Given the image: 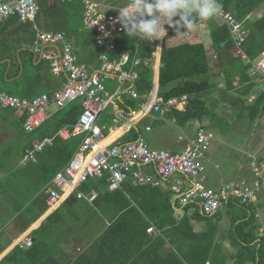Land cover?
<instances>
[{
	"label": "crops",
	"instance_id": "obj_1",
	"mask_svg": "<svg viewBox=\"0 0 264 264\" xmlns=\"http://www.w3.org/2000/svg\"><path fill=\"white\" fill-rule=\"evenodd\" d=\"M127 2L128 0H105L104 6L108 12L113 13ZM38 5L36 20L39 27L42 30L62 31L72 42L73 54L77 63L85 66L89 71L104 76L105 85L107 81L111 82L113 90L109 91L106 87L108 92H113L120 85L117 77L113 76L118 71L114 72L116 70L113 69L112 64L126 52H132L138 58L139 62L134 66L137 71L139 66L143 65L142 60L152 59L154 62L152 67L153 86L150 89L153 87L158 89V69L163 42L158 45L155 43L153 50L156 51V55L154 57L141 58L137 56V48L145 41L139 39L133 41L122 31L117 33L116 46L113 51L108 53V62H104L100 59L102 48L95 43L94 33L82 26L84 10L80 0L64 3L59 0H38ZM182 42H202L205 45L209 56L210 70L208 74L213 85L205 99L212 110L211 115L202 119H190L179 123L172 115L173 110L170 116L175 119V122L170 123L165 117L162 118L157 113L149 112L131 128L138 125L139 134L144 137L151 148L180 152L188 140L195 135L197 127L204 124L211 135L209 146L202 158L205 166L204 185L213 189H219L225 184L249 185L253 180L249 168L250 154H254L259 159H264V110L259 111L254 118H251L249 111L242 109L240 100L251 103L260 92L264 91V80L259 74L253 73L249 67L247 75L251 82H254V91L247 95L237 94L233 90L223 92L225 81L220 70V62L227 64V66L228 63L225 60L219 61L210 41L206 21H200L187 32L165 40L169 46ZM233 47L232 42L233 55L246 62L245 59L236 55ZM36 48L39 50L36 51ZM47 48V45H39L35 41V32L29 23H23L15 16L5 19L0 24V77L7 84L0 85V91L7 92L10 90V94L29 99L42 93H51L61 87L66 81V74L62 73L59 76L52 74L48 60L43 56V51H46ZM54 48L58 49L59 45L56 44ZM117 51H119L118 58H115ZM127 64L128 62L123 66L125 71L130 68L132 61L129 67H126ZM237 79L234 80L233 84H237ZM131 86L129 80H126L121 86V91L116 99L121 110L136 109L139 103L147 102V92L138 93L134 86L133 88L139 96L137 98L130 97L125 89ZM236 94L240 98L237 104L233 103L230 97ZM73 102L63 108L69 107ZM53 106L51 104L47 109L48 118L43 123L44 126L56 117L59 109ZM103 111L107 112L100 115L98 122L106 126L105 141L108 140L110 132L117 129H120V133L108 141H127L125 135L131 128L127 131L121 127L113 128V117L116 110L111 106ZM23 115V113L15 111L12 114H0V176L5 177L6 174L3 171L7 169L18 168V170L24 171H18V175L13 177L14 191L18 193L22 181L32 185L39 178L38 160L48 162L49 176L55 168L63 163L62 148L60 149L53 144L55 136L62 140L70 137L82 138V135L66 136V131L69 129L62 127L54 136H44L52 140L51 144L47 146L49 151L36 152L35 161H22V150L26 147V149L31 148L35 140L42 139L33 138L31 145L27 146L28 136L26 134L25 137L18 136L17 126L19 120L23 119ZM22 123L20 122L21 128H23ZM147 126L150 127L148 130L145 129ZM142 170L152 177L155 175L152 166L143 167ZM53 176L42 191L45 195V201L47 198L46 187L52 186ZM177 176L173 175L158 185L147 184L145 186L157 187L162 194L163 192L169 193V203L171 208L173 207L172 210L174 209L173 215L177 221L186 214L191 220L193 230L195 232L201 231L205 227L204 221L194 219L197 211L200 215H204L200 209L192 203L180 204L172 196L169 186L173 178ZM93 179H101L106 183L104 178L94 177ZM84 183L78 187V190L83 193L94 190L96 196L92 201L83 197L77 198L75 193L69 196L63 195L59 201L49 204L47 210L25 230H21L16 215L11 216V212L0 198V203H2L0 218H10L0 228V264H17L15 259L2 260V257L16 245L18 239L25 235L33 239L32 230L37 228L48 214L49 264H179L176 263L174 257L177 256L181 259L179 252L180 228L169 224L159 228L155 222L154 215L157 211L164 215L161 193L154 189L140 191L133 187L129 181H124L120 188L112 191L108 190L107 183L106 188L101 191L96 187H91L85 191L82 189ZM128 185L131 187L127 188ZM107 191L109 192L105 194ZM124 199L128 202L127 206L117 211ZM234 200V198H228L222 203L219 209L221 215L217 219L216 242L220 245L223 253L229 255L228 264H233L234 260L231 255L237 250L230 235L233 217L239 216L240 219L251 217L252 224L256 226L257 234L259 236L264 235V231L260 232L258 229L260 225L264 227V184L258 190L255 202L240 205ZM141 205L145 208H142ZM236 207L244 209L245 214H238ZM122 212V218L116 220ZM115 221H117V225L113 229L111 228L105 236L106 229ZM149 226L154 227L153 233H147L146 229ZM102 238L103 240H101ZM106 241L108 243H105ZM127 257L128 259H126Z\"/></svg>",
	"mask_w": 264,
	"mask_h": 264
},
{
	"label": "built area",
	"instance_id": "obj_2",
	"mask_svg": "<svg viewBox=\"0 0 264 264\" xmlns=\"http://www.w3.org/2000/svg\"><path fill=\"white\" fill-rule=\"evenodd\" d=\"M69 2L73 0H59ZM83 4L82 26L94 33L95 43L102 48L100 59L108 62V53L116 46L117 33L122 32L118 23H114L118 11L108 12L105 9V0H80ZM39 5L38 0H0V24L7 18L16 16L19 21L29 23L35 32V41L39 45H47L43 56L48 60L50 70L54 76L66 74V81L61 87L51 93H42L32 98H21L5 91H0V109L9 108L25 115L22 126L24 131L32 132L40 127L48 118L47 109L53 104L58 109L76 99H80L81 112L71 130H67L66 136L82 135V140L69 162L52 178V186L46 187L48 204L59 201L63 195L69 196L75 193L77 198H87L92 201L96 192L94 190L83 193L78 187L89 178H104L108 190H116L124 181H129L134 187H142L147 184L158 185L160 182L173 178L169 188L172 196L180 204L192 203L200 209L205 216H213L228 198H234L241 203L251 204L256 201L258 190L264 184V159H259L250 154L249 168L253 175L252 183L225 184L219 189H213L204 185L203 155L209 146L211 135L204 124H200L195 135L180 152H171L166 149L151 148L142 135L125 142L105 141L106 126L100 124L98 119L103 110L113 107L116 110L113 117V128L121 127L129 130L137 124L149 112H154L159 117L166 118L170 123L175 119L170 116L173 110L184 109L188 104L186 94L164 98L153 87L147 91V102L139 103L138 108L129 111L121 110L116 99L121 91V86L126 80L132 85L125 92L132 98L139 94L133 85L138 76L134 68L139 62L134 54L130 68L125 71L123 66L129 61L132 52L120 55L112 67L117 74L119 86L113 92H108L105 85V77L76 61L73 54L71 40L60 30H42L36 17ZM251 16L248 14L247 17ZM218 23L226 24L230 32V38L235 48V53L250 64V70L257 73L264 80V51L256 58H251L244 49L247 37V29L243 21L238 19L224 7L214 15ZM187 32V31H186ZM164 39V38H163ZM163 39L155 41L161 44ZM58 44L59 48L54 46ZM39 48H36L38 51ZM156 51L152 50L150 56L154 57ZM146 67L152 69V59L141 61ZM110 66V65H107ZM112 76V77H113ZM150 127H146L148 130ZM49 137L35 140L32 147L25 150L22 161H35L36 152L42 151L51 144ZM152 166L155 175L152 177L142 170L143 167ZM66 198V197H64ZM263 232L264 227L259 226ZM154 227L149 226L147 233H153ZM32 238L28 235L18 239L16 245L29 247Z\"/></svg>",
	"mask_w": 264,
	"mask_h": 264
},
{
	"label": "trees",
	"instance_id": "obj_3",
	"mask_svg": "<svg viewBox=\"0 0 264 264\" xmlns=\"http://www.w3.org/2000/svg\"><path fill=\"white\" fill-rule=\"evenodd\" d=\"M219 3L226 10L243 21L247 29L244 49L246 53L254 59L261 51H264V12L258 17L254 16V12L264 5V0H219ZM248 14H251V16L247 17ZM201 21H206L210 41L219 61L225 60L229 66L220 62V70L223 73L225 81L223 92L226 93L233 90L237 94L247 95L254 91V82H251L247 75L250 64L233 55L230 32L226 24L218 23L214 16ZM167 33V36L163 39L160 53L158 93L164 98L187 94L189 101L184 109H178L172 112V115L175 116L179 123L190 119H202L205 116H210L212 110L208 106L205 97L210 92L213 85L210 82L208 74L210 70L209 56L204 43L182 42L177 45L169 46L165 43V40L176 36V31L172 28H168ZM135 46L133 47L135 48ZM154 48L155 42L145 41L138 45L137 56L141 58L150 57L149 54ZM118 52L119 51H117L115 58H118ZM133 57L134 53H131L126 67L130 66ZM236 79L237 84H233ZM4 84H7V82L0 77V85L2 86ZM133 86L138 93L142 94L147 92L153 86V70L150 67L140 65L138 76ZM7 92L11 93L10 90H7ZM237 94L230 96L232 102L235 104L240 100ZM240 103L242 109L248 110L250 117L254 118L259 111L264 110V91L260 92L251 103L244 100H240ZM13 112L14 110L9 108L0 109V114H12ZM80 112V99H76L69 107L59 109L56 113V117H54L50 123L48 122L45 126L43 124L35 131L26 133L23 128L20 127V122H23L25 117V115H23V119L19 120L17 126L18 136L25 137L26 134V136H28L27 146H30L33 138L40 139L44 136H54L62 127H67L71 130ZM139 132L140 128L136 125L125 135V139L133 140L140 135ZM81 140V137H70L62 140L58 136H55L53 144L60 149L62 148L63 163L55 168L49 176L48 162L38 160L39 178L32 185L22 181L19 193L14 191L13 177L18 175V171H24H20L21 169L18 170V168L3 171L6 175L5 177L0 176V198L11 212V216L16 215L21 230H25L47 210L48 204L45 201V195L42 191L54 173L68 162L78 148ZM25 149L22 150V156ZM43 150L44 152L49 151V147L46 146ZM91 187H96L101 191L106 188V183L101 179L96 180L90 178L84 183L82 189L87 191ZM130 187V185L127 186V188ZM135 188L140 191L154 189L161 193L157 187L150 188L149 186H142ZM108 192L109 191L105 192V194ZM162 197L164 215H161L157 211L154 218L159 228L165 224L180 228L181 244L179 246V252L181 254V259L177 256L174 257L176 263L228 264L229 255L227 256L224 254L220 249V245L216 242V234L218 232L217 219L220 218V211L218 210L213 216L200 215L197 211L194 215V219L204 221L205 227L201 231L195 232L191 220L186 214H184L179 221L174 217V209L172 210L173 207L171 208L169 203L170 194L163 192ZM127 203V200L124 199L123 203L117 208V211L125 208ZM240 205L245 204L240 203ZM0 206H2V203H0ZM142 208L145 207L142 206ZM122 216L123 212L118 215L116 220L122 218ZM9 219V217L0 218V228ZM116 222L117 221L113 222L106 229L105 236H107L111 228L113 229L117 225ZM252 222L253 220L251 217L240 219L239 216H235L231 220L232 227L230 235L233 244L237 247V250L231 255V258L234 260L233 264H264V235L259 236V234H257L255 231L256 226L253 225ZM31 234L33 237L31 246L27 248L15 245L2 257V260L15 259L17 264H49V214L37 228L32 230ZM101 240H103V238ZM105 243H108V241ZM126 259H128V257Z\"/></svg>",
	"mask_w": 264,
	"mask_h": 264
},
{
	"label": "clouds",
	"instance_id": "obj_4",
	"mask_svg": "<svg viewBox=\"0 0 264 264\" xmlns=\"http://www.w3.org/2000/svg\"><path fill=\"white\" fill-rule=\"evenodd\" d=\"M221 8L219 0H128L116 9L114 23L133 41L153 42L165 38L168 28L182 34Z\"/></svg>",
	"mask_w": 264,
	"mask_h": 264
},
{
	"label": "rangeland",
	"instance_id": "obj_5",
	"mask_svg": "<svg viewBox=\"0 0 264 264\" xmlns=\"http://www.w3.org/2000/svg\"><path fill=\"white\" fill-rule=\"evenodd\" d=\"M262 12H264V5H262L257 11H255L254 12V16H256V17H258V16H260L261 14H262ZM169 43H171V42H169ZM106 87H107V89L109 90V91H112L113 90V88H112V84H111V82L110 81H107L106 82ZM53 105V104H52ZM55 106V105H54ZM53 106V107H54ZM56 107V106H55ZM108 111V110H107ZM107 111H103L102 113H101V115L102 114H106V112ZM213 131V130H212ZM147 135V134H146ZM148 141H149V139H148ZM150 142V141H149ZM151 143V142H150ZM168 149V148H167ZM238 202V204L239 203H241L240 201H238V200H234V202ZM237 208V213L238 214H240V213H243V214H245V210L244 209H242V208H239V207H236Z\"/></svg>",
	"mask_w": 264,
	"mask_h": 264
},
{
	"label": "bare ground",
	"instance_id": "obj_6",
	"mask_svg": "<svg viewBox=\"0 0 264 264\" xmlns=\"http://www.w3.org/2000/svg\"><path fill=\"white\" fill-rule=\"evenodd\" d=\"M120 133V129H117V130H112L108 136V140L112 139L115 135H118ZM107 140V142H108Z\"/></svg>",
	"mask_w": 264,
	"mask_h": 264
}]
</instances>
